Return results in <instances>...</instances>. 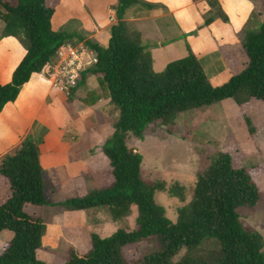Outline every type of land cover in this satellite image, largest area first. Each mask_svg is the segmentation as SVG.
<instances>
[{"label":"trees","instance_id":"16d2710c","mask_svg":"<svg viewBox=\"0 0 264 264\" xmlns=\"http://www.w3.org/2000/svg\"><path fill=\"white\" fill-rule=\"evenodd\" d=\"M251 1L260 23L256 31L242 32L239 50L244 63L225 83L212 86L189 50L154 72L138 33L129 31L123 21L137 0H115L107 46L83 41L95 55L88 72L97 76L116 111L112 131L101 147L108 181L83 197H47L48 183L38 161L40 140L23 138L0 157V232L11 233L0 248V264H46L36 259L35 252L51 209L75 212L105 207L110 221L117 222L129 215L132 206L136 217L131 230L117 229L104 238L89 234L88 249L80 254L70 246L63 264H264V240L237 214L239 209L255 208L262 191L261 166L244 167L239 151L222 153L207 172L195 174L186 193L176 184L166 188L162 181L143 179L141 156L126 147L129 136L141 139L151 125L169 127L177 113L226 99L238 107L249 137H257L258 126L251 117L264 111V0ZM53 6L51 0H0V36L15 38L25 51L9 81L0 84V110L15 100L31 74L47 76L45 68L62 43L79 40L75 34L51 30ZM155 192H167L181 202L188 195L187 203L177 208L174 223L154 203ZM145 239H154L158 249L123 260V247ZM201 244L206 250L197 254ZM180 250L183 255L173 261Z\"/></svg>","mask_w":264,"mask_h":264},{"label":"crops","instance_id":"0c3cea01","mask_svg":"<svg viewBox=\"0 0 264 264\" xmlns=\"http://www.w3.org/2000/svg\"><path fill=\"white\" fill-rule=\"evenodd\" d=\"M51 1L52 31L75 34L79 40L67 41L72 44L90 40L102 48L107 46L115 0ZM255 12L251 0H137L126 10L123 21L129 31L138 33L154 72H161L167 63L185 57L189 50L208 82L219 86L244 63L239 35L257 25L259 18ZM2 27L0 21V33ZM24 53L15 38L0 36V84L9 81ZM86 61L68 98L51 87L43 73H33L15 100L0 110V157L25 137L40 140L38 161L48 183L45 191L52 198L82 197L108 181L107 160L101 147L112 131L114 120L109 121L110 115L115 118V112L97 76L88 72L91 65L84 56ZM205 108H209L208 112L198 116L201 129L223 147L241 152L244 167L261 166L263 172L258 181L264 191V111L251 117L258 126L253 140L231 99ZM82 212L46 214L45 247L35 252L36 259L52 264L49 252L57 251L55 239L77 240V235L81 236ZM10 238L11 233L0 232V248ZM69 245L75 248L73 243Z\"/></svg>","mask_w":264,"mask_h":264},{"label":"rangeland","instance_id":"374dc122","mask_svg":"<svg viewBox=\"0 0 264 264\" xmlns=\"http://www.w3.org/2000/svg\"><path fill=\"white\" fill-rule=\"evenodd\" d=\"M2 14L0 11V18ZM259 23L260 21L257 19V25L251 26L248 30L256 31ZM240 38L241 36L239 35V41ZM208 110L209 108L202 107L188 112L177 113L173 116L172 124L169 127L154 124L144 131L141 139L128 137L126 147L138 151L141 156L140 172L143 179L162 181L166 188L176 184L179 187H183L187 193L195 182L196 173L207 172L217 156L222 153L232 152L227 146L223 147L218 139L208 135L201 129L202 121L198 116L200 113H207ZM114 112L115 118L113 119L110 115V123L116 119V111L114 110ZM168 128L170 133L167 131ZM45 195L52 198L49 191H45ZM72 197L79 198L76 196ZM184 197V202H181L177 198L168 195L167 192H155L153 201L162 208L164 217L174 223L177 208L188 201V195L185 194ZM259 199L252 211L239 209L237 214L243 225L255 230L261 239L264 240L263 189L260 191ZM50 211L55 216H59L62 213L58 209H51ZM82 215H84L82 219L83 228L81 236L77 235V240H72L71 238H65L63 239L64 241L59 238L55 239L58 242L57 251L49 252L52 264L64 263L67 251L70 248L69 244L71 243L74 244L80 254H83L88 249L89 234L104 238L117 229L131 230L134 227L136 210L132 206L129 215L117 222L110 221L107 208L105 207L84 211ZM52 220L55 221L56 217H53ZM44 237L42 236L41 238L40 248L45 247ZM204 244L198 247L200 251L197 254H203L206 250ZM157 249V243L154 239H145L123 247L121 254L123 260L128 261L141 258L155 252ZM262 252L264 256V243ZM183 253L184 250H180L172 260L177 261Z\"/></svg>","mask_w":264,"mask_h":264},{"label":"built area","instance_id":"2783aa9c","mask_svg":"<svg viewBox=\"0 0 264 264\" xmlns=\"http://www.w3.org/2000/svg\"><path fill=\"white\" fill-rule=\"evenodd\" d=\"M112 19L110 17V20ZM84 56L88 58L90 65L95 63L94 53L83 44H72L66 41L57 48L50 67L45 71L46 81L51 87L63 93L66 98L75 88L76 79L87 64V61L84 62Z\"/></svg>","mask_w":264,"mask_h":264}]
</instances>
